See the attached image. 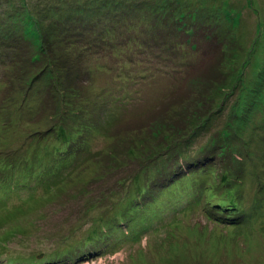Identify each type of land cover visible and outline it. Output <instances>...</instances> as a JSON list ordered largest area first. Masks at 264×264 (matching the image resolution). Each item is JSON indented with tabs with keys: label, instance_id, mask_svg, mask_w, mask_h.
I'll return each instance as SVG.
<instances>
[{
	"label": "rangeland",
	"instance_id": "obj_1",
	"mask_svg": "<svg viewBox=\"0 0 264 264\" xmlns=\"http://www.w3.org/2000/svg\"><path fill=\"white\" fill-rule=\"evenodd\" d=\"M96 1L0 0V24L23 32L34 51L49 16ZM122 1L138 3L139 17L123 16V32L107 31L100 53L85 51L80 71L90 75L81 97L65 99L51 88L49 71L62 70L46 54L22 69L0 60V264H264V0ZM168 16L215 26L225 49L227 82L207 95L212 109L200 118L187 114L200 105L196 94L219 53L206 54L201 39L197 49L179 46L174 64L158 62L144 39ZM59 44L58 63L74 64L82 47ZM47 87L56 99L49 96L50 106ZM73 126L83 130L85 152L64 159ZM214 144L230 154L184 184L217 185L216 197L208 186L200 200L170 213L164 201L176 197L177 185L185 187L174 182L141 203L147 174L173 155L194 156ZM25 181L32 187L26 192L15 183ZM221 196L239 202L241 213L230 219L244 224L216 212L209 202ZM118 215L132 219L121 223ZM87 238L95 244L86 246Z\"/></svg>",
	"mask_w": 264,
	"mask_h": 264
},
{
	"label": "trees",
	"instance_id": "obj_2",
	"mask_svg": "<svg viewBox=\"0 0 264 264\" xmlns=\"http://www.w3.org/2000/svg\"><path fill=\"white\" fill-rule=\"evenodd\" d=\"M124 2L125 1L122 0H98L88 6H82V4L77 3L74 9H66L65 12L61 10L55 15L52 14V17L49 16L48 22H43V25L39 26V35L41 41L38 48L40 50L37 48L36 50L32 51L31 48L34 45L31 44V42L27 41L28 39L23 32L19 33L18 29L16 30V32L10 31L9 29L5 30L3 29L5 27L0 24V60L4 62V60L7 61L10 59V62L14 63V66L16 68L22 69V66L25 62H33V59L39 58L42 54H46V58H48V60H50L54 64H57V69L59 68V70H62L49 71L53 79L50 84L51 88H54L56 90V94L58 96V93H60V96L62 93L63 98L65 97V99L66 97L70 98V94H74L75 97H81L82 93L80 88L84 83L88 81V77L90 75V71H80L83 66V61L88 54L85 51L91 49L92 47H95L91 50L93 51L96 49L95 53H100L102 51L101 49L106 48L104 46L106 44L104 43H106L107 40H110L107 38L108 34H112V32H123L125 27L124 25H122L124 21H121L123 16H126L125 20L131 21H137V18L139 17L138 12L141 11V6L138 5V3L133 4L132 2L126 3L123 6ZM181 18H183V16ZM154 19L157 20L155 17ZM198 19L200 20V18ZM110 23L111 27H109ZM152 29L153 31L151 35L144 39V44L145 46H147L145 48H149L151 52H153L154 58H156L157 61L159 60L158 62L160 63L163 62L164 64V62L166 61V63L168 62L174 64L181 54V50H183L179 46L188 45L192 49H197L200 46L201 39L207 41V45L203 47L206 54L211 53L214 55V53H217L218 51V57H220L219 60H215L212 64H209L208 69H206V77L204 78L203 89L200 93L203 95L204 99L199 97L200 94H196V100L200 102V105L192 110L190 114H187L188 118H191L193 116H197L198 118H200L201 116H204L207 111L203 109H208L211 105L210 102H207L208 99L211 100V97H207V95L213 91L216 85L220 83L225 85L228 77V73L224 72L225 70L221 68V64L222 66H224L222 55L223 52H225V49L223 50L221 48L222 40H218L219 30L216 31L215 26L206 24V22L193 20V18L187 19L184 22L180 23L179 18H170V16L165 17L162 24L154 22V26L152 25ZM107 31L109 32L108 34H106ZM63 41H66L67 43H73L75 45L79 44L82 47L76 55L77 57L74 64H72V62L66 66L64 64H59L58 62L62 61L61 58L55 57L54 50L59 48V43H62ZM30 45L32 47H30ZM35 46H38V44L35 43ZM33 54L35 56H32ZM47 64L51 63L49 62ZM16 72H21V74L27 75L26 71ZM51 88L47 87V92L44 91V96L48 98L46 106H50L49 101L51 99L53 101L56 100L54 97L55 93L52 92ZM49 96H51L50 100ZM209 109H212V107H210ZM203 113L205 114L202 115ZM190 121L191 120H189L188 122ZM59 127L64 128L60 125ZM229 132V129L224 131V133H226L227 135L230 134ZM82 136H84L83 130L73 126V131L69 134L68 139H66V143L63 144L64 149L62 152L65 153L64 159L77 158L81 156L83 152H85L84 149L86 147H84L83 145L84 141L81 142ZM76 143L77 146L75 145ZM218 146L219 145L214 144L212 145V147H205L200 152L194 154V156L173 155L170 161L165 163L157 171H153L152 173H150L151 175L147 174V177L150 176L151 179L149 180L147 188L144 189V191H141V193L144 195L143 198H145L146 196L147 197L143 201L142 198L138 203L136 202V204H133V206H137V208H139L141 201V203H143L144 201V203H146L148 196L150 197L155 193L158 195L161 190L169 187V185L173 184L174 182L175 185L177 183L184 184L186 182V176L198 170L204 171V169H208L210 165L216 163V157H220L222 160H224V158L230 153L226 154L224 150H219ZM225 150L227 149L225 148ZM138 162L142 163L140 161ZM116 164L117 161L115 160L113 166ZM56 168L58 167L56 166ZM134 173H132L131 171L130 174ZM142 173H145V170ZM121 181L122 180H119V183ZM15 183L17 186L20 184L21 187L18 188L24 190V192L32 188L31 185L27 183V181L23 183ZM199 186L201 187H194V190L192 188L188 190L186 185L185 187H180L179 185H177L176 197L164 201L166 204L162 208L166 211L170 210V213H173L175 210H177L178 206L184 204L185 202L191 201L193 199L200 200V198H202L201 193L203 191H206V188H208V186V190L210 193L209 197L217 196V193L215 192V187L217 185L211 184L205 187L203 186L202 181L199 183ZM149 189L152 191H157L152 193V191L150 192ZM183 195H187V199L179 201L178 199H180V197ZM230 197L228 196L222 198L221 196L219 199H217L219 200L218 203L217 201H210L209 203L212 204L218 214L222 216L225 215L224 219L232 220L233 223L237 225L244 224V220L240 219L239 221L241 222L238 224L237 219H230L231 216H236L241 213L239 202L237 201L236 203L232 204L231 201L235 199H231ZM229 204H231V207ZM229 209L230 212L228 211ZM126 216L128 215H118L117 218L120 219L119 222L121 223H124V220L128 221V219H132L131 215L129 216V218H127ZM142 222H144V220H142ZM152 224L153 223H151L150 225ZM87 239L84 240V244H86V246L89 244H95L94 238H89L88 240ZM94 247L95 246H93V248ZM99 247L100 246L95 247L94 249L96 250ZM91 250V247L84 248L79 254L80 256H83L84 253H89L91 252ZM74 257L77 258V255L75 254ZM69 260H73V257H71V255L69 257Z\"/></svg>",
	"mask_w": 264,
	"mask_h": 264
}]
</instances>
